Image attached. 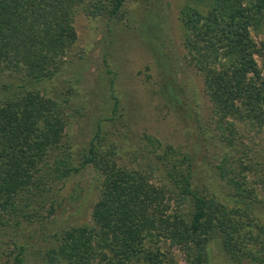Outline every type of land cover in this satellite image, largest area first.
Here are the masks:
<instances>
[{
    "label": "trees",
    "instance_id": "16d2710c",
    "mask_svg": "<svg viewBox=\"0 0 264 264\" xmlns=\"http://www.w3.org/2000/svg\"><path fill=\"white\" fill-rule=\"evenodd\" d=\"M139 1L0 0V264H179L173 246L184 264H264V152L249 138L264 131V67L251 36L264 30V0H184L182 44L206 112L163 60L155 84L183 125L191 97L194 142L187 132L183 147L164 145L124 122L110 69L109 114L77 141L83 105L61 80L76 16L120 23ZM86 171L90 188L65 192ZM93 188L90 219L58 224L84 197L82 213Z\"/></svg>",
    "mask_w": 264,
    "mask_h": 264
},
{
    "label": "rangeland",
    "instance_id": "374dc122",
    "mask_svg": "<svg viewBox=\"0 0 264 264\" xmlns=\"http://www.w3.org/2000/svg\"><path fill=\"white\" fill-rule=\"evenodd\" d=\"M183 5L184 0L133 2L128 6V17L120 23L110 22L107 19L92 20L82 11L77 14L75 20L77 42L61 76L62 81L71 79L75 84L74 87L78 89L75 95L79 96L77 103L83 105L73 129L76 136L78 135L77 141L86 140L85 134L81 136L79 133L82 129L86 128L85 133L89 136V132L93 129V120L109 114L108 109L111 106L108 97L109 69L117 78V91L125 107L124 122L127 116H130L135 131L142 132L141 135L147 133L164 145H173L176 148L183 147L185 133L189 131L195 133L189 119L191 97L185 100L186 106L180 108L182 116L188 120L184 119L183 125L177 116L168 113L164 106H160L159 97L156 95V62L163 60L169 69L163 70L197 99L198 111L204 114L208 107V102L203 96L201 78L186 64V52L182 44L183 31L179 21ZM251 36L258 47L256 59L263 68L264 30L259 34L252 32ZM177 98L183 102L181 94ZM75 100L74 96L73 101ZM186 101H189V106ZM122 124H117V127H122ZM191 132L189 141L193 139L192 143L195 139ZM249 138L254 139L255 148L264 152V131L257 138ZM131 146L132 144L129 145ZM127 151L124 150L126 160ZM91 181L92 174L86 171L69 184L65 192L73 189L77 183L86 191L90 188ZM205 183L218 193L223 191L221 185L214 179L205 180ZM94 194V188L91 193L83 194L87 200L82 205V213L76 212L84 197L75 208L67 206L66 209L63 208L64 212L59 211L55 217L57 223L66 221L68 217L73 223L88 221L95 201ZM225 195L220 194L224 197ZM172 251L176 262L184 264V257L179 249L173 246Z\"/></svg>",
    "mask_w": 264,
    "mask_h": 264
}]
</instances>
